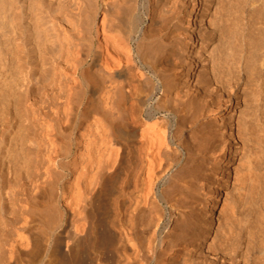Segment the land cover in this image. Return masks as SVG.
Masks as SVG:
<instances>
[{"label":"bare ground","instance_id":"6f19581e","mask_svg":"<svg viewBox=\"0 0 264 264\" xmlns=\"http://www.w3.org/2000/svg\"><path fill=\"white\" fill-rule=\"evenodd\" d=\"M0 264H264V0H0Z\"/></svg>","mask_w":264,"mask_h":264}]
</instances>
